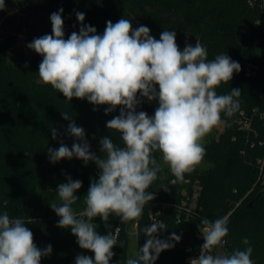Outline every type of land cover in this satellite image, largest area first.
I'll use <instances>...</instances> for the list:
<instances>
[{
    "label": "trees",
    "instance_id": "trees-1",
    "mask_svg": "<svg viewBox=\"0 0 264 264\" xmlns=\"http://www.w3.org/2000/svg\"><path fill=\"white\" fill-rule=\"evenodd\" d=\"M144 1L22 0L25 4H48L49 35L52 34L50 15L63 8L65 39L81 27L77 12L85 14L84 25L95 27L97 34H103L109 20L115 23L121 18L129 19L133 28H137L142 25ZM153 1L172 10L153 17L148 27L150 34L159 39L163 30L175 31L177 44L183 50L189 43L183 36L194 30L203 38L209 60L227 54L241 66V71L234 73L228 84L216 89L217 94H229L231 89H240L242 94L239 111L232 117L222 114L224 130L217 133L212 129L205 136L203 164L185 174L182 181L176 180L163 164L160 153H154L162 164L159 175L163 179L152 184L149 191L155 193V199L145 205L142 217L134 221L136 251L147 239L143 228L154 222L149 212L159 210L158 220L167 225V231L160 233L159 238L167 239L175 232L181 240L172 249L163 251L155 264H189L204 243L199 231L201 219L214 221L222 217L228 221L227 252L243 250L242 239L247 237L253 248L254 264H264V0H237L238 12L225 19H219V6L214 0ZM17 2L5 0L11 10ZM177 6L182 9L190 6L194 17L186 12L179 18L181 12L178 14L176 10L179 8H173ZM218 29L223 31L224 38L231 39L226 48L222 46ZM17 40L16 34L0 39V214L7 212L10 218H23L39 249L52 246L51 254L43 257L41 264H75L78 255L94 257V254L79 247L70 229L57 227L59 217L49 203L59 204L56 188L70 176L82 181L76 193L80 199L72 206L80 207L75 210L77 213L82 212L84 196L90 183L98 179L99 170L93 162L85 166L76 158L51 163L48 148L57 149L61 142L71 148L75 140L67 133L72 121L64 120L61 112H68L76 126L85 130L91 151L97 155H100L101 138L109 137L122 146L119 133L106 127V122L118 115L120 109L106 115L107 106H96L97 110L93 111L94 105L87 100L73 98L69 104L62 93L39 80L38 61L42 56L35 54L28 62L9 58ZM256 46L261 50L259 56L251 53V48ZM149 104L158 106L155 101ZM52 127L58 132L55 140ZM94 223L101 235L118 230V244L112 249L115 255L110 264H126L129 222L121 223L118 217L110 216L107 223L99 217Z\"/></svg>",
    "mask_w": 264,
    "mask_h": 264
},
{
    "label": "clouds",
    "instance_id": "clouds-1",
    "mask_svg": "<svg viewBox=\"0 0 264 264\" xmlns=\"http://www.w3.org/2000/svg\"><path fill=\"white\" fill-rule=\"evenodd\" d=\"M4 8L5 0H0V11ZM63 11L50 15L52 34L27 45L43 57L39 80L62 93L69 104L73 98L87 100L94 105L93 111L96 106H107L106 115L119 108L106 127L119 133L122 146L109 137L101 138L97 155L91 151L85 130L76 126L68 112H61L64 120L72 121L67 133L75 140L71 148L63 142L57 149L48 148L50 162L73 158L85 166L93 162L98 179L90 183L79 214L72 206L80 199L76 193L82 181L70 176L56 188L59 204L52 201L49 206L59 217L57 227L70 229L79 247L94 254L78 255L75 264H110L118 230L101 235L94 220L99 217L107 223L110 216H116L127 223L142 217L145 205L155 199L150 187L163 179L159 175L162 164L154 153H160L176 180L182 181L195 170L205 155V136L222 122V114L232 117L240 109V89L223 95L216 89L228 84L241 66L227 54L209 60L201 41L180 50L175 31L163 30L156 39L147 26L133 28L126 18L115 23L109 20L101 35L95 27L84 25L85 14L77 12L81 27L65 39ZM145 100L158 103L154 115L137 110ZM50 131L52 139H57V130L52 127ZM165 231L167 225L159 220L146 225V242L126 264H155L163 251L181 240L175 232L160 239ZM199 231L204 243L189 264H254L247 237L242 239L243 250L224 251L229 235L226 217L202 218ZM119 245L124 246L123 242ZM51 252V245L43 250L37 247L23 218L0 214V264H41Z\"/></svg>",
    "mask_w": 264,
    "mask_h": 264
},
{
    "label": "rangeland",
    "instance_id": "rangeland-1",
    "mask_svg": "<svg viewBox=\"0 0 264 264\" xmlns=\"http://www.w3.org/2000/svg\"><path fill=\"white\" fill-rule=\"evenodd\" d=\"M236 1L237 0H214L215 5L219 6V19H225L231 14L238 12L239 6ZM161 6L162 5L157 6L153 0H146L143 8L141 24L149 27V24L155 15L162 16V14L170 13V11L172 10L165 9ZM190 6H185L184 9H182L181 6L173 8H179L181 10L180 11L179 9H176L178 11V14H180L181 12V15H179L178 17L182 19V16L186 12L194 17L195 13L193 12L192 8H190ZM14 8L15 9L11 10L9 7H6L5 4L4 10L0 11V39L6 37L9 34H16L18 40L12 47L8 56L14 61H22L21 58H23L28 62L32 59V57H34L36 53L33 50H30L27 45L31 43L34 38L41 37L48 33L49 6L47 3L42 2L25 4L22 2V0H18ZM218 31L221 38H223L222 46L226 48L229 45L231 39L224 38L222 30L218 29ZM183 37L186 38L185 40H189L188 44H191L193 46V43L196 39L203 43V38L201 37V35H198L194 30L189 35H184ZM42 59L43 57H41L38 62L40 63ZM144 104H149V102L145 101L143 105ZM224 128L225 122L222 120V122L213 129L217 133H220L224 130ZM200 164H203V161H201ZM79 208L80 207H77V209L74 208V211L78 210ZM128 225L130 236V248L128 256L129 258H134L135 254L137 253L136 224L134 221H130Z\"/></svg>",
    "mask_w": 264,
    "mask_h": 264
},
{
    "label": "water",
    "instance_id": "water-1",
    "mask_svg": "<svg viewBox=\"0 0 264 264\" xmlns=\"http://www.w3.org/2000/svg\"><path fill=\"white\" fill-rule=\"evenodd\" d=\"M198 41H199V40L196 39L194 43L196 44ZM260 51H261L260 48L257 47V46L251 48V53H252L254 56H259V55H260ZM155 108H156L155 104H145V105H143V107H142V111L147 112V113L149 114V116H151V115H154ZM236 126H237V124H236ZM224 251H227L226 246H225V248H224ZM221 252H222V249H221Z\"/></svg>",
    "mask_w": 264,
    "mask_h": 264
},
{
    "label": "built area",
    "instance_id": "built-area-1",
    "mask_svg": "<svg viewBox=\"0 0 264 264\" xmlns=\"http://www.w3.org/2000/svg\"><path fill=\"white\" fill-rule=\"evenodd\" d=\"M156 213H160V211L159 210H151L149 212V217L151 218L152 221L158 220L159 216H156ZM192 258H196V257H192Z\"/></svg>",
    "mask_w": 264,
    "mask_h": 264
}]
</instances>
